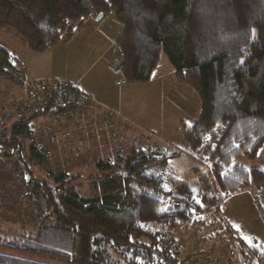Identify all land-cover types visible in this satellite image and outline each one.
Segmentation results:
<instances>
[{
  "label": "trees",
  "instance_id": "obj_1",
  "mask_svg": "<svg viewBox=\"0 0 264 264\" xmlns=\"http://www.w3.org/2000/svg\"><path fill=\"white\" fill-rule=\"evenodd\" d=\"M99 12L122 25L115 50L123 54L126 84L148 82L163 54L176 80L198 93L200 116L183 130L184 146L171 143L165 151L158 145L149 155L146 142L131 143L119 158L122 175L91 182L89 195L74 174L33 177L35 167H44L45 149L30 142L41 118L10 126L0 144L15 148L16 156L0 159V184L16 197L29 191L10 207L16 216L1 215L0 264H135L122 248L177 264L179 251L159 247L153 233L201 222L215 202L202 188L188 187L171 162L198 159L217 126L221 134L202 160L220 191L228 195L264 180L263 169L239 161L261 158L264 148V0H0V31L40 53L61 37L71 39ZM12 59L0 47V76ZM173 187L181 206L170 209ZM237 246L235 256L264 264L261 246Z\"/></svg>",
  "mask_w": 264,
  "mask_h": 264
},
{
  "label": "built area",
  "instance_id": "obj_2",
  "mask_svg": "<svg viewBox=\"0 0 264 264\" xmlns=\"http://www.w3.org/2000/svg\"><path fill=\"white\" fill-rule=\"evenodd\" d=\"M122 57L121 51L115 50L108 67L110 71L117 76L116 85L126 84L122 74ZM10 83L18 89L17 96H13L7 102L0 104V138L6 135L8 128L14 124H23L24 120L39 117L51 120L44 123L41 127H32L31 146L37 151L44 148V170L53 175L64 174L66 179H70L71 169L73 167L74 156L72 150V140L74 136H81L86 141H94L97 158L94 160L95 168L98 170L100 178H112L115 175H122L124 164L119 160L125 156L127 149L123 146L121 140L120 125L111 124L107 119L97 114L99 103L92 97L87 96L79 86L77 81H69L52 77H35L27 78L24 74L23 67L18 62L11 61L9 67L5 68L2 80H0V91L4 92V82ZM90 106L91 115L85 122L78 123L75 121L81 108ZM51 114V115H50ZM83 117L85 114L82 112ZM116 120H122V117L112 111ZM56 126L52 128V125ZM58 127V129H57ZM5 129L4 131L2 129ZM80 129V130H79ZM222 126L214 127L205 137L197 151L198 159H195L197 165L196 171L191 179L199 182L209 199L215 202L214 209L210 214L219 207L223 200V194L219 189L218 183L211 171L210 166L204 158L205 149L214 144L222 131ZM43 131L48 133H43ZM85 136V137H84ZM158 137L151 133L144 135L143 141L150 147L147 154H151L159 143ZM66 142L68 147L62 148L57 155L51 154V142ZM54 144V143H53ZM170 146V145H169ZM54 150L58 146L54 144ZM6 156H16L15 148L6 144H0V158ZM256 194L257 204L264 218V180L259 184H253L250 187ZM23 190L21 196L27 195ZM172 208L181 206L178 198L169 199ZM159 247H169L170 250H177L175 239L171 233L156 231L152 235ZM120 254L126 259L132 258L135 264H166L160 260L150 258L141 253L132 254L131 251L122 248ZM186 258L178 257V263H186ZM204 264H224L226 260L214 256L213 251L203 253L200 258ZM196 264V263H193Z\"/></svg>",
  "mask_w": 264,
  "mask_h": 264
},
{
  "label": "crops",
  "instance_id": "obj_3",
  "mask_svg": "<svg viewBox=\"0 0 264 264\" xmlns=\"http://www.w3.org/2000/svg\"><path fill=\"white\" fill-rule=\"evenodd\" d=\"M105 15L106 14H103L100 18H97V14L92 15L91 17L87 18L83 22V24L78 28V30L74 33L76 37L77 35H82L83 39L81 40L79 39L78 41H75L76 51L75 53H72V54L74 56L73 66L76 68V70L73 71L74 74L70 77L71 79L68 77L67 75L68 73L64 71V66L62 65L64 60L62 61V63H59L58 53L56 52L52 53V50H49V48L40 53L33 52L27 47L23 46L21 43H19L15 38H13L9 34H0V47H3L9 52V54L13 57L12 59L13 62H18L23 67L24 74L27 78L52 77V78H62V79L77 81L79 83L81 90L87 96H90L96 99L99 103L102 104V107L97 110V114L107 119L111 124L120 125L119 129L121 132L122 144L126 148L131 143L143 141L144 136H141L140 133L137 132V129H138L137 127L131 128L128 125H122V120H119V121L116 120L115 117L112 114H110V112H108L109 110L116 112L122 117L121 109H118L117 105L122 104L121 87L123 85L115 84V81L118 78L112 81L113 74L108 67L109 61L111 60L112 55L114 53L112 46H114L118 37H116L117 35H115V31L112 32L109 28H107V26H104L99 21ZM4 36L7 37V39H9L10 42L12 41L13 43L10 44L9 41ZM114 38H117L115 43L113 41ZM100 40L103 41L104 46L99 45L98 47V42ZM47 51H50V52H47ZM45 53H51L52 55L45 54ZM90 53H92L91 56H93L94 54L92 61L91 59H89L91 56L88 57ZM61 59L62 58H60V60ZM87 62H91L88 67H86ZM99 62L102 63L101 69L95 70L90 76L87 77L86 75H88L87 73L88 70ZM167 65L169 64L167 63ZM159 67L160 66L158 63V66L155 69L153 74L157 73V70L159 69ZM102 70L107 72L108 75L104 76L101 73ZM4 84H5L4 92L0 91V102L3 100H9L11 97L15 96V94H17V91H18V89L12 84H9L7 82H4ZM129 85H135V84H129ZM110 96H112V98H110ZM82 112L85 114V117H83ZM91 112H92V108L90 106L81 108L80 112L77 114L75 118V121H77L78 123L85 122L87 118L91 115ZM36 120L37 119H35V121ZM47 121H48L47 118H41V121H38V122H40L41 124H44V122L46 123ZM157 137L160 139L159 136ZM72 150L74 151L75 155H73L74 163L71 169V174H74L77 176L75 183H77V186L79 190L81 191V193L83 189L84 192H86V195H89L90 190H91L89 188L90 185L85 187L84 183L85 182L91 183L93 181L102 180L100 178V174L98 170L95 168L96 166L94 163V160H96L97 158L95 143L92 140L86 141L82 139L81 136H74ZM244 164H246L248 167H255L252 161L245 162ZM87 168L89 169L95 168L96 171L92 173L91 170L87 171L86 170ZM89 174L93 176L94 179H88L87 177L89 176ZM190 176L191 175H183L182 181H184V183L190 188L199 189L200 188L199 182L194 179H192L193 181L190 180L191 177H193V176L191 177ZM250 187L230 193L228 195H224L222 193L223 200L220 202L219 207L216 208L213 213L210 214V211H211L210 210L204 216L201 222L194 223V224L190 223L187 226L181 227V228H184V230L181 231V234L177 235V231L181 228H179L178 230L172 233L179 253H180L179 241L182 240L184 242V246H186L184 248L185 253H182L184 254V256H181L182 258H186L187 255L192 254L191 256L193 260H195L194 263L202 264L200 261V258L203 253L207 252V249L199 250L198 246H202V245L205 246V242L207 239H211V237H214V236L215 237L220 236V238L222 237L221 245L219 247L218 246L216 247L215 245H211L209 246L208 250L209 251L213 250L215 257L226 260L224 263L236 264L235 262L237 261L236 260L237 256H235V254H236V251L238 250V246L234 245L232 241V239L234 238V237L232 238V236H235L234 231H233L234 230L233 226L235 225L234 219H233L234 217L230 209L231 202H228L227 204L226 196L233 195V196L240 197L243 194V192L246 190L253 191ZM172 191H177V189L173 187ZM253 196H254L253 200L252 202H250L249 205L251 206L252 210L255 211L256 209L259 213V216L261 217L262 213L257 204L255 192ZM236 203H238V201ZM168 207L170 209H174L170 206V204H168ZM214 207L212 209H214ZM215 214H216V217H215ZM220 233H223V234L220 235ZM239 243H242L244 245H257V246H261L262 248H264V246H262L261 244H258L256 242V239H253V238L247 241H242V242L240 241ZM191 245H195V247L190 249L189 246ZM233 255L235 256L234 259L232 258L234 257Z\"/></svg>",
  "mask_w": 264,
  "mask_h": 264
},
{
  "label": "rangeland",
  "instance_id": "obj_4",
  "mask_svg": "<svg viewBox=\"0 0 264 264\" xmlns=\"http://www.w3.org/2000/svg\"><path fill=\"white\" fill-rule=\"evenodd\" d=\"M99 21L104 26H107V28H109L112 32L115 31V35H117L116 37H119L122 31V25L113 17L112 14H106ZM0 34H5V33L0 31ZM5 38L7 39V37ZM79 39L80 40L83 39L82 35H77V37L76 35H74L73 38L69 40H65L63 37H61L60 40L57 43H55L54 46L49 48V50H52V53L55 52L58 53L59 63H62V61L64 60L62 65L64 66V71L68 73L67 75L69 78L74 74L73 71L76 70V68L73 66L74 56L72 53H75L76 51L75 41H78ZM116 39L117 38H114L113 40L114 43ZM7 40L9 41L10 44L13 43L12 41L10 42L9 39ZM99 45L104 46L102 40L98 42V47ZM112 49L113 52L115 53V44L114 46H112ZM45 54L52 55L51 53H45ZM91 55L92 53H90L88 57ZM93 57L94 54L89 59H91L92 61ZM60 58L62 59L60 60ZM90 63L91 62H87L86 67H88ZM159 66L160 67L157 70V73L153 74L149 82L135 84V85H129V84L123 85L121 87L122 104L117 105V108L121 109L122 112V125H128L131 128L137 127L138 128L137 132L140 133L141 136L145 135L146 133H151V134L153 133L159 136L160 139L156 138L155 140H159V143L163 145V148H165L164 150L166 151L167 149L170 148L169 145H171V143L179 144L183 146L185 145L183 130L188 128L190 125H192L195 121L198 120L200 116L201 105H200V98L196 90L189 85L180 84L176 80L175 71L171 66L167 65V60L163 54L160 55ZM101 67H102V63L101 62L97 63L95 66H92L88 70L87 72L88 75L86 76L87 77L90 76L95 70L101 69ZM101 73L104 76L108 75L107 72L103 70ZM116 78L117 77L113 74L112 81H114ZM58 79H62V78H58ZM0 80H2V76H0ZM110 98H112V96H110ZM7 101L8 100H3L0 102V104L5 103ZM47 119L48 121L51 120L49 115H47ZM56 123L57 122H54L52 128L56 126ZM2 130L4 131L5 129L3 128ZM44 132L45 131H43V133ZM48 132L49 131L45 133ZM161 138H163L164 140ZM53 143L58 146L57 150L53 149L54 148ZM64 147H68V143L56 142V141L51 142L50 145V148L52 150L51 154L53 153V155H57L58 151H61L62 148ZM72 147H73V143H72ZM239 161L243 163L250 162L247 161L245 158H240ZM194 162L195 159H189L186 156H181L177 160L171 163H174V167L176 168L175 170L181 176L183 175L193 176L196 171L195 167L197 166ZM252 163H254L255 167L264 170V148L261 152V158L252 161ZM86 170L87 171L91 170L92 173L96 171L95 168H91V169L87 168ZM34 172L35 173H33V177H38L39 179L47 178V172L46 170H44V167L43 168L35 167ZM90 176L91 175L89 174L88 176L89 178L88 177L87 178L93 179L90 178ZM26 181H29V175L26 176ZM90 184L91 183H87V182L84 183L85 187H87ZM23 190H26L28 193L29 188H24ZM174 192L176 191H172V193ZM82 193L83 195H86V192H84L83 189H82ZM0 195H1L0 198L4 196L3 199H1L2 201H0V224L5 225L6 222L4 219V215L3 218H1V215L5 214L8 217L16 216L13 215L12 211H9L10 207L15 206V202H17V199H21L27 195L22 197L21 194H19L16 197L14 192H11L9 188L2 186V184H0ZM253 195H254L253 191L246 190L243 192V194L240 197L233 195L226 196L227 204L228 202H231L230 209L233 213V217H234L233 219L235 224L233 226L234 229L233 231L235 236H232L231 234L232 238L234 237L232 241L236 246L240 244L242 246V249L244 250H246V247H244V244L239 242L251 240L252 238L256 239V242L258 244L264 246V218L262 216L260 217L258 211L256 209L255 211L252 210L251 206L249 205L250 202H252L253 200L254 197ZM237 201L238 203H236ZM183 230L184 228L179 229L177 231V235L181 234V231ZM222 234L223 233H220V235ZM179 243H178L180 248L179 255L184 256V254L182 253H185L184 248L186 246H184V242L182 240H180ZM221 243H222V237L220 238V236L219 237L214 236L211 237V239L206 240L205 246L203 245L198 246V248L199 250L207 249L208 252L209 246L215 245L216 247L217 246L219 247ZM189 247L191 249L195 247V245H191ZM191 255H187L186 263L182 262V264H193L195 260H193ZM236 260H237L235 262L236 264H249L248 260L245 259L241 254L237 256ZM56 263L63 264L60 262H56Z\"/></svg>",
  "mask_w": 264,
  "mask_h": 264
},
{
  "label": "water",
  "instance_id": "obj_5",
  "mask_svg": "<svg viewBox=\"0 0 264 264\" xmlns=\"http://www.w3.org/2000/svg\"><path fill=\"white\" fill-rule=\"evenodd\" d=\"M102 15H103V13L102 12H99L97 14V18H100ZM124 175H126V174H124ZM172 196L175 197V198H178L179 197V194H177L176 192H174V193H172ZM177 264H180V263H177Z\"/></svg>",
  "mask_w": 264,
  "mask_h": 264
}]
</instances>
